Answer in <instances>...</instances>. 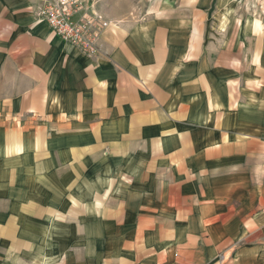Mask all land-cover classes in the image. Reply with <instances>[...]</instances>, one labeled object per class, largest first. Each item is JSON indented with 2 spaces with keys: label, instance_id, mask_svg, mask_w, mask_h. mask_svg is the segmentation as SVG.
Here are the masks:
<instances>
[{
  "label": "crops",
  "instance_id": "1",
  "mask_svg": "<svg viewBox=\"0 0 264 264\" xmlns=\"http://www.w3.org/2000/svg\"><path fill=\"white\" fill-rule=\"evenodd\" d=\"M44 1L0 0V264H264V0H77L94 56Z\"/></svg>",
  "mask_w": 264,
  "mask_h": 264
},
{
  "label": "built area",
  "instance_id": "2",
  "mask_svg": "<svg viewBox=\"0 0 264 264\" xmlns=\"http://www.w3.org/2000/svg\"><path fill=\"white\" fill-rule=\"evenodd\" d=\"M80 11L81 3L77 0H45L36 14L62 40L94 56L104 29L112 22L98 12Z\"/></svg>",
  "mask_w": 264,
  "mask_h": 264
},
{
  "label": "rangeland",
  "instance_id": "3",
  "mask_svg": "<svg viewBox=\"0 0 264 264\" xmlns=\"http://www.w3.org/2000/svg\"><path fill=\"white\" fill-rule=\"evenodd\" d=\"M144 2V1H143ZM137 8L134 10L135 12H137L138 11V9L140 8L139 6H136ZM250 7H251V5H250ZM245 4L242 6V5H239V8L237 7V15H238V18H239V20H240V22L242 21V23L244 24V21H245V17H242V18H240V15L241 14H243V12H246L245 11ZM134 13V12H133ZM144 14H146V13H144ZM144 14H140V13H138V14H135V15H133V14H131L132 16V18H134L136 21H138V20H141V18L144 16ZM111 21V20H110ZM119 21H121V20H119ZM112 22V21H111ZM116 21H113L112 22V24L111 25H113L114 23H115ZM117 23V22H116Z\"/></svg>",
  "mask_w": 264,
  "mask_h": 264
}]
</instances>
